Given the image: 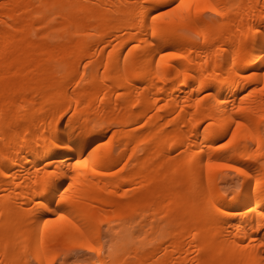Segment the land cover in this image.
Returning <instances> with one entry per match:
<instances>
[{"label":"bare ground","instance_id":"obj_1","mask_svg":"<svg viewBox=\"0 0 264 264\" xmlns=\"http://www.w3.org/2000/svg\"><path fill=\"white\" fill-rule=\"evenodd\" d=\"M177 3L0 0V264H264V0Z\"/></svg>","mask_w":264,"mask_h":264},{"label":"rangeland","instance_id":"obj_2","mask_svg":"<svg viewBox=\"0 0 264 264\" xmlns=\"http://www.w3.org/2000/svg\"><path fill=\"white\" fill-rule=\"evenodd\" d=\"M208 16H210L209 14H208ZM228 173V175H229V182L228 183H224L223 184V187L224 188H234L235 186H236V184L238 183V179H237V173H235L234 171H229V172H227ZM231 181V182H230ZM112 225V226H111ZM113 226H114V223L113 224H107V223H105L103 226H102V228H103V232L101 233V234H103L104 233V236L103 235H101L100 236V239H101V241L99 240V239H97V242H96V240H95V242H93V247H94V249H99L100 247H102V245H104L103 247H105L106 246V244L107 245H114L115 243H116V239L115 238H111V235H113L112 233H114V229H113ZM106 227H107V229H106ZM110 227H112V229L110 228ZM106 231H107V233H106ZM110 231H111V233H110ZM106 233V234H105ZM111 235H110V234ZM110 235V236H109ZM103 236V237H102ZM110 237V238H109ZM112 239H115V242H114V240H112ZM111 240V241H110ZM100 242V243H99ZM103 242H105V243H103ZM108 242V243H107ZM111 242V243H110ZM114 242V244H112ZM97 243H99V244H97ZM100 244H102L101 246H100ZM98 245V246H97ZM71 247V246H70ZM69 247V248H70ZM98 247V248H97ZM71 249H72V247H71ZM71 249H68L67 248V250H66V255H83V254H88V252H86L85 250H83V249H81V248H78V249H75V248H73V250H71ZM75 249V250H74ZM97 250H95V251H97Z\"/></svg>","mask_w":264,"mask_h":264},{"label":"snow or ice","instance_id":"obj_3","mask_svg":"<svg viewBox=\"0 0 264 264\" xmlns=\"http://www.w3.org/2000/svg\"><path fill=\"white\" fill-rule=\"evenodd\" d=\"M201 3H207V0H178V3L173 6L168 12H165L164 15H175L177 13H183L185 10H190L192 5H199ZM86 163V162H85ZM225 167H227L225 165ZM61 220L66 219V217L61 216ZM80 247H84V245H80ZM91 251H95L96 249L90 248Z\"/></svg>","mask_w":264,"mask_h":264}]
</instances>
